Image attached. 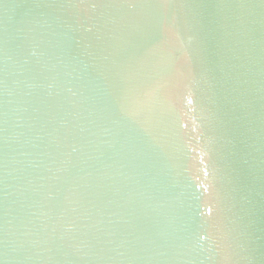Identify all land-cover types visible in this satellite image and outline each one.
Instances as JSON below:
<instances>
[{"label": "water", "instance_id": "water-1", "mask_svg": "<svg viewBox=\"0 0 264 264\" xmlns=\"http://www.w3.org/2000/svg\"><path fill=\"white\" fill-rule=\"evenodd\" d=\"M0 264H264V0H0Z\"/></svg>", "mask_w": 264, "mask_h": 264}]
</instances>
